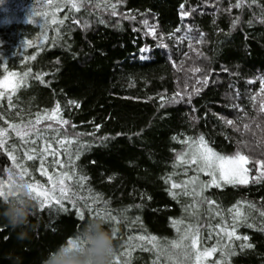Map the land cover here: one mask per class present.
<instances>
[{
	"label": "trees",
	"instance_id": "obj_1",
	"mask_svg": "<svg viewBox=\"0 0 264 264\" xmlns=\"http://www.w3.org/2000/svg\"><path fill=\"white\" fill-rule=\"evenodd\" d=\"M111 3L116 0L108 4L91 0L76 12L65 0H53L51 5L47 0H0V79L9 72L31 70L25 86L12 96L11 106L8 94L0 99V129L8 130L7 151L0 149V179L6 180L8 171H15L8 156L10 146L15 145L17 162L22 161L40 184L47 185L39 160L24 158L25 149L42 148L44 141L23 144L9 124L34 120L58 102L69 124L61 128L45 121L39 127L54 147H58L56 139L75 140L64 147L73 158L79 150L80 158L74 162L77 174L88 179L83 190L75 183L73 190L87 197L91 189L120 219L118 224L104 219V228L112 236L116 229L115 254L128 249V255L120 257L121 264H196L190 240H184L180 248H172L171 243L180 242L186 226L191 225L193 232L199 227L201 249L223 248L227 237L217 225H232L236 207L242 208L247 223L253 225L237 224V234L248 236L247 243L253 247L241 250L239 245L245 242L233 240L235 255L229 258L218 251L200 264L217 260L221 264H264V231L260 230L264 228L260 215L264 179L207 187L195 204L193 196L182 192L173 198L170 183H166L169 177L182 183L196 175L198 184L210 180L178 164V155L188 148L181 142L186 138L203 135L222 155L242 151L253 160L264 159V113L260 111L264 102V0L255 4L249 0L241 9L232 7L236 0H122L117 16L111 15ZM181 5L189 13L183 19ZM54 16L63 24L51 23ZM145 20L156 28L157 37L163 36L162 41L149 34ZM234 20L238 21L235 26ZM185 36L191 38L192 47L188 39H179ZM194 66L203 71L194 75L188 70ZM205 74L207 85L197 84ZM194 88L201 90L194 92ZM176 93L183 99L170 102ZM48 123L59 129L58 136L45 128ZM244 124L250 129L245 130ZM60 158L72 165L67 155ZM52 159L45 162L50 174ZM248 167L250 177L258 175V165ZM205 200L215 204L209 206ZM63 203V208L53 204L43 210L36 204L28 224L15 230L0 216V264H42L88 220L99 217L95 210L104 207L96 203L90 212L80 201L76 206ZM4 207L0 198V213ZM79 211L84 212L83 219ZM173 221L183 223L174 227ZM21 231L27 239H17ZM141 235L157 237L159 248L135 239ZM129 237H133L131 242Z\"/></svg>",
	"mask_w": 264,
	"mask_h": 264
},
{
	"label": "snow or ice",
	"instance_id": "obj_2",
	"mask_svg": "<svg viewBox=\"0 0 264 264\" xmlns=\"http://www.w3.org/2000/svg\"><path fill=\"white\" fill-rule=\"evenodd\" d=\"M48 4H52L53 0H47ZM91 0H65L67 5H70L71 10H75L76 12L81 11L82 7L86 3H90ZM122 0H116V3H111V15L117 16L119 15L117 11V6L121 3ZM251 3L255 4L256 0H250ZM105 4H108V0H104ZM249 0H236V3L232 6L237 9L243 8ZM97 7L100 5L97 4ZM183 5H181V18H185L189 15L188 12L183 11ZM60 10L59 6L56 9ZM129 19H134V17H127ZM31 22V21H30ZM63 20L57 21L55 16L53 17L51 23L53 24H63ZM238 21H233V26L236 25ZM73 23L79 24L78 20H73ZM144 24L148 27V32L153 36V38H159L161 41L163 40V36L157 37L156 28L154 26H149L148 22L145 20ZM87 27V25H85ZM179 31V29H177ZM181 41L184 39L189 40V47H192L191 38L190 37H181L179 38ZM197 43L201 42L199 39L196 41ZM162 47H166V45L161 44ZM193 51H196L193 48ZM199 55V53H197ZM31 59H35V57H31ZM194 75L201 73L203 69L200 66H194L188 69ZM31 70L24 72L23 74L16 72H9L7 75L3 76L0 79V99H3L6 94H8V103L11 106L12 104V96L16 94V92L25 86V78L29 76ZM37 79H40L43 82L41 76H37ZM250 83L252 81H249ZM197 84H204L205 86L208 83V75L205 74L200 79L196 81ZM264 84V80L261 81ZM201 89L194 88V92H199ZM261 92H264V88L261 89ZM191 95L189 94V101L191 100ZM176 97H180L183 99V95L181 93H176L170 102H179ZM165 98L161 97L163 101ZM255 99V98H254ZM69 104L74 105L75 107H79V104L75 101H69ZM164 104H161L163 107ZM260 111L264 113V102L260 104ZM45 121H52L53 123L59 125L61 128L69 124L67 119L62 117V109L60 104L57 102L56 106L50 112H44L43 114H37L34 120H30L27 122H22L21 125L9 124V128L15 132V135L20 139L23 144H32L36 145L37 140H43L44 146L42 148L32 147L30 149L24 150V158L26 160H39L40 164V174L47 177V185L40 184L35 176L29 171L28 167L21 162H17V157L14 155L16 151V146L12 145L11 151H8L9 159L12 161V168L15 171L9 170L7 174V179H0V198L7 199L8 196L12 195L11 187L12 184L16 182V180H23L27 183L28 189L32 194V198L36 201V204L40 210H43L46 207H51L53 204L58 206L59 208L64 207V201H68L72 203L73 206H76V202L80 201L84 203V207L87 208L90 212L93 211V205L96 203H103L104 207L96 209L95 215L104 218L106 221L118 224L120 223V219L112 214L111 209L108 207V202L103 200L99 194H93L91 189H88L89 195L87 197L80 196L76 191L73 190V183L79 187V189L83 190L85 182L87 181V176L83 174H77V170L75 167V160H79L80 152L77 150L75 157L71 156V153L65 148V145H71L75 142L74 139L68 138H60L56 139L55 143L58 147H54L51 140H47L44 137L43 130L39 127V125L43 124ZM53 123H48L45 125L46 129H52L59 135V129H53ZM228 125H233L234 121L226 120ZM74 127V125H73ZM245 130L250 129V125H243ZM257 127H260L258 124ZM98 129V126H97ZM239 131V128H237ZM8 130L0 129V149H7L5 145L7 144ZM29 137H33L32 139H28ZM55 139V138H53ZM107 139V138H105ZM182 143L188 145L187 150L178 155L177 161L178 164L184 165L186 168L193 170L195 173H203L206 176L210 177V180L207 182H199V176L196 175L191 177L189 180L184 181L182 183H178L171 180V177L168 178L166 183H170L169 194L176 198L181 192L184 195L193 196V203H196L197 197H202L203 190L207 187H220L221 183L226 184H247L249 180H255L259 182L261 179H264V159H256L253 160L252 157L245 154L242 151H237L234 155H222L216 152L212 147L209 146L203 135L198 138H186L181 141ZM80 147H84V145H80ZM65 154L68 156L70 160H72V165H66L61 159V155ZM48 157H52L51 164L53 165V172L50 174L48 172L47 167H45V162ZM255 163L258 165L257 171L259 175L257 176H249L251 169L248 167L249 164ZM70 167L69 171H61V169ZM187 175V172H185ZM189 185H191V189L189 190ZM176 190H181L177 192ZM59 193L57 196L56 194ZM91 201V203H88ZM205 202L211 206L215 204V201L205 200ZM249 207H254L253 205H249ZM232 209H229V212H232ZM216 215H221L219 212ZM261 216H264V211L260 212ZM79 216L81 219L84 218V212L79 211ZM247 215L242 211L241 207L235 208V213L233 216V224L227 226V222H225V227H221L217 225L219 228V233H223L227 240L225 241L223 248L213 246L211 248L201 249L199 247V227L197 226L196 230L193 232L192 226H186V234L182 236L180 242H172V248H180L184 240H190V247L195 252V261L196 264H200L202 259H208L216 254L218 251L221 253V256H227L230 258L231 255H235L234 249L235 245L232 243L233 240H243L245 243L239 245L242 249L253 247L252 244L247 243L249 240L248 236H241L237 234L236 225L240 223L247 224L248 227H252L253 225L247 223ZM183 221H173V226L175 227L177 224H182ZM260 230L264 231V228ZM179 232L180 229L177 228ZM188 233H192L188 235ZM218 233V234H219ZM116 229L113 228V238H115ZM133 237H129V242H131ZM140 241H147L149 244H152L153 248H159L157 243V237L155 236H138L135 237ZM76 241L74 239H70L67 241L68 245L75 244ZM219 243V241H218ZM227 249L228 251H224ZM147 250V249H146ZM128 249H125L124 252L120 254H115L114 256V264H121L120 257L127 256ZM127 264V261H125ZM215 264H221V261L217 260Z\"/></svg>",
	"mask_w": 264,
	"mask_h": 264
},
{
	"label": "clouds",
	"instance_id": "obj_3",
	"mask_svg": "<svg viewBox=\"0 0 264 264\" xmlns=\"http://www.w3.org/2000/svg\"><path fill=\"white\" fill-rule=\"evenodd\" d=\"M11 192L12 195L3 199L5 207L0 216L15 230L28 224V217L33 214L36 201L23 180H16L12 184ZM104 224L102 217L88 220L75 234V244L58 246L48 254L42 264H113L116 246L111 232L105 230ZM27 238L25 231L18 233L17 239Z\"/></svg>",
	"mask_w": 264,
	"mask_h": 264
},
{
	"label": "rangeland",
	"instance_id": "obj_4",
	"mask_svg": "<svg viewBox=\"0 0 264 264\" xmlns=\"http://www.w3.org/2000/svg\"><path fill=\"white\" fill-rule=\"evenodd\" d=\"M200 174H202V175H204L203 173H200ZM258 175H259V173H258ZM206 178L205 179H210V177L209 176H206V175H204ZM223 184H226V183H221V186L223 185Z\"/></svg>",
	"mask_w": 264,
	"mask_h": 264
}]
</instances>
